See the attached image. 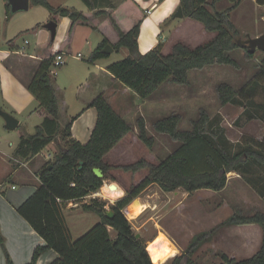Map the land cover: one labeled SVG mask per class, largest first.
Listing matches in <instances>:
<instances>
[{
	"label": "trees",
	"instance_id": "1",
	"mask_svg": "<svg viewBox=\"0 0 264 264\" xmlns=\"http://www.w3.org/2000/svg\"><path fill=\"white\" fill-rule=\"evenodd\" d=\"M30 1L33 6L47 9L55 22L58 17L70 18L68 39L76 23L90 22V18L83 12L54 8L47 0ZM82 1L93 13L92 19L106 16L105 9L113 8L109 0ZM228 1L230 5L224 11H219L218 4L221 0H180L184 18L200 22L205 31L215 35L212 40L197 47L181 41L176 42L168 54L163 52V44H159L145 55L141 54L139 51L141 22L127 33L121 32L115 26L119 33V41L112 45L114 52L126 48L129 53L124 59L110 64L107 70L123 86L129 88L142 100H147L165 83L189 86V74L192 71L214 65L238 68L239 64L230 53L240 49L237 41L241 38V32L233 24L231 13L243 0ZM258 3L264 4V0H258ZM7 7L10 14L8 4ZM37 29L38 26L26 33ZM23 35L24 33H21L10 40L8 46L15 48L16 40ZM109 44L110 42L105 39L91 53L88 63L93 64L108 58L110 55L105 54L103 49ZM52 45L53 41L42 55L53 57L50 53ZM246 55L250 59L255 56L248 52ZM53 61L52 58L44 61L28 87L38 101L39 108L47 112V117L36 127L34 134L21 137L15 152L18 158L28 160L41 153L52 142L59 141L58 137L62 142L54 159L39 173L41 185L17 210L46 243L45 246L35 248L29 264H37L41 255L50 250H54L59 255L52 264H155L149 255L147 245L137 238L130 221L124 214V209L151 185H158L166 193L178 190L189 194L199 190L221 192L227 187L230 173L246 177L255 187L258 185L251 176L255 172H264V140L244 135L241 141L232 142L226 127L222 124V117L220 115L212 117L206 110H202L199 118L193 121L190 131L179 130L182 117L178 114L154 123L156 133L169 136L182 144L181 148L161 163L155 164L147 159H140L134 163L116 166L108 162L106 156L134 132L133 126L114 110L105 97L100 95L90 104V107L97 111V122L90 141L85 145L76 141L71 132L73 122L65 127L59 122L60 106L52 84ZM260 74L264 80V58L261 61ZM258 88L260 89L261 85L255 80L240 91L228 84L217 87L222 106L232 104L244 108L243 116L238 118L236 126L241 127L255 119L264 123V102L256 104L254 100L260 92ZM262 90L264 91V87ZM137 128L139 140L149 149L152 148L155 138L149 136L144 118L137 120ZM80 162H83L82 166ZM96 168L103 171L104 178L95 175L93 170ZM114 169L133 174L146 171L147 174L139 185H132L127 190L126 196L111 206L113 218L108 217L105 204L98 202L97 199L93 200L92 204L83 205V210L97 214L100 222L73 242L64 216L67 203H78L99 193L105 177ZM259 179L263 180L264 177ZM257 189L264 197V188L258 185ZM251 224L259 225L264 230V213L258 212L252 216L235 214L229 217L209 234L197 237L184 254L174 257L172 264H192L191 258L197 246L216 230ZM110 229L115 233L114 236ZM0 244L5 252L7 264H13L1 229ZM222 259L225 264H264V239L260 250L249 259L237 261L225 255Z\"/></svg>",
	"mask_w": 264,
	"mask_h": 264
},
{
	"label": "rangeland",
	"instance_id": "2",
	"mask_svg": "<svg viewBox=\"0 0 264 264\" xmlns=\"http://www.w3.org/2000/svg\"><path fill=\"white\" fill-rule=\"evenodd\" d=\"M70 1L80 7L84 6L81 0ZM52 2L54 4L61 3L60 0H52ZM7 4L10 6L8 0H0L2 41L24 31V35L19 38L18 43L24 45L25 39V41L31 42L29 48H33L35 45V34L26 33V28L33 27L37 23L44 21L48 17L49 11L42 6H32L28 11H20L12 15L11 7L9 14ZM228 5V0H221L218 4V10L224 11ZM254 6H256V3H252V0H246L242 7L234 13L235 22L239 23L243 30L251 33L259 30L264 31V8L258 10L254 9ZM185 20L187 21V19ZM200 25L202 24L200 23ZM165 29H168V26ZM97 37L98 35H93L92 46L90 47L82 50L80 47H77L78 49L74 48L83 53V61L77 62L70 57L64 66L52 67L54 77L58 74L57 83L62 87L63 97L65 96V99L69 102L71 115L79 113L77 112L79 108L73 107L74 102L77 100L78 92V88L76 91V87L73 86V82H76L74 77L87 68L86 64H89L88 58L92 49L95 48V39ZM211 37L212 35L210 34L200 35L189 26L187 21L182 32H173L165 37L163 40V52L168 54L173 43L179 40L189 42L193 47H196L202 43H207ZM240 39H247L246 35L242 33ZM233 52L232 55L230 53V56H233L237 61L239 64L238 68L214 65L206 67L207 69L192 71L189 74V86L168 82L147 100H142L129 89L130 108H134L133 103L136 106L140 105V107L129 113V123H134L135 125L139 118L144 117L148 134L155 138V143L149 149L139 140L138 134L136 135L134 131L125 144L122 141L123 143L121 142L118 145L122 146V149H118L110 155L111 163L118 166L134 163L140 159H147L159 164L176 152L181 148L182 144L172 140L169 136L156 133L153 127L156 121L173 114H178L182 117L179 126L180 131H190L193 121L199 118L202 110H206L212 117L217 115L222 117V124L226 127L228 137L232 142L241 141L244 135L252 136L261 141L264 140V123L255 119L241 127L236 126L235 123L238 118L243 116L244 108L232 104L222 106L217 93V87L221 84H228L233 89L240 91L255 80L261 85V88H258L260 92L257 93L254 100L256 104L263 103L264 91L262 88L264 87V80L261 77L260 70L264 51H256L254 58L251 59L247 57L246 49H237ZM124 58L125 56L122 52H113L108 58L102 59V63L112 64ZM68 66L70 67L67 69ZM78 77L84 81V72L83 76L78 75ZM110 86L115 88L112 85ZM2 122L5 121L0 117V123L2 124ZM6 132L10 133L9 131ZM13 132L12 135L17 136L20 134L21 128ZM57 140H60V138L58 137ZM60 145L62 144L60 143ZM146 174V171L133 174L114 169L105 177L99 193L94 194L96 197L92 195L78 203H67L68 207L75 208L64 209V216L73 242L84 236L100 222L99 216L93 212H85L82 208L83 205L92 204L93 200L97 199L98 202L105 204V210L110 211L111 206L125 197L127 190L132 185H139ZM261 177H264V172H255L251 176L254 181L256 180L255 182L259 187L264 188V179L258 180ZM110 183L120 185L124 190V195L117 198H109L104 189ZM258 185L255 187L248 182L246 177L237 173L228 175L227 187L221 192L199 190L189 194L183 190H178L166 193L155 184L151 185L137 198L141 199V203L145 206L143 209L129 217L127 207L124 209V214L130 221L133 232L146 245L154 241L160 233H164L178 248L179 253L176 256H180L191 247L197 237L202 234H209L229 217L235 214L252 216L258 212L264 213V197L259 194ZM110 231L114 236L115 233L112 229ZM263 239L264 230L256 224L220 228L197 246L191 258L192 264H225L222 259L224 255L237 261L249 259L260 250ZM174 257L165 264H172Z\"/></svg>",
	"mask_w": 264,
	"mask_h": 264
},
{
	"label": "crops",
	"instance_id": "3",
	"mask_svg": "<svg viewBox=\"0 0 264 264\" xmlns=\"http://www.w3.org/2000/svg\"><path fill=\"white\" fill-rule=\"evenodd\" d=\"M47 1L54 8H68L83 12L90 18V22L76 23L71 37L68 39L67 36L71 20L68 17H58L56 22L57 34L55 39L52 40L51 32L46 28V25L53 21L49 12L48 17L44 21L37 23L33 27L26 28L25 32L38 26L36 31L31 32L35 34V45L33 48H29L31 42L26 44L25 39V46L19 44V38L16 40L15 48H10L8 42L16 38L19 34L24 33V31L18 34L16 33L13 37L2 41V31L0 29L1 109L13 115L19 121L18 128H21L20 134L15 136L12 135L14 133L13 131L7 129L6 122L0 123V229L5 238V246L13 264H29L35 248L46 245L44 239L19 215L17 210L37 191L41 185L39 173L54 159L55 154L58 152L59 144H62L61 140L52 142L41 153L28 160H23L15 155L21 137L34 134L36 127L41 125L47 117V112L43 108H39L38 101L28 90L29 85L34 80L44 61H48L50 58L54 60L55 56L61 53L65 56V64L69 61L70 57L77 62H81L83 61L84 55L81 51L75 49L80 47L82 50L83 48L92 46V37L94 34L98 35V37L95 39L96 45L91 53L105 39L110 42L109 45L111 47L119 41V33L115 26L121 32L127 33L138 22H141L139 51L143 55L159 44L164 45L163 40L167 35L173 32H182L187 21L189 26L200 35L210 34L212 35L210 40L215 35L205 31L203 25H200V22L188 18H174V15L181 7L180 0H109L113 8H106L105 12L107 15L96 19H92L93 13L89 11L82 0L83 7H80L78 4H72L70 0H60L61 3L58 4H54L52 0ZM245 1L243 0L241 5L231 13V20L241 34L246 35V38L259 37L264 34V31L259 30L251 33L243 30V27L235 22L234 13L242 7ZM252 3H256V6L253 7L254 9L261 10L264 8V4H259L258 0H252ZM32 6L30 1V8ZM167 26L168 29H165ZM188 38L190 37L188 36ZM51 41H53V45L50 53L53 57L42 55L45 53ZM179 41L193 47L189 42ZM239 50L242 49L240 48ZM120 52L125 57L129 53L126 48H122ZM232 53L234 52H231V55ZM79 54L81 55L80 58H78ZM102 61L99 60L93 64H86L87 68L83 71L85 75L84 81L78 77V75L83 76V72L78 73L74 77L76 82H73V86L76 87V91L78 88V92L77 100L74 102L73 107L79 108L77 115L70 114L71 108L69 102H67L65 96L63 97L62 87L57 83L58 74L54 77L52 70V84L60 106L59 122L62 127L73 122L71 129L72 136L83 145L90 141L97 122V111L95 108L90 107V104L95 98L100 95L105 97L114 110L128 123L129 113L133 112L135 108L140 107V105L136 106L133 103L134 108H130L129 88H126L116 80L107 70L110 64L102 63ZM110 85L116 89L111 88ZM73 119L74 121H72ZM129 124L133 126L134 133L137 135V124ZM4 130L10 133L4 132ZM128 138L129 136L123 140L124 144L128 141ZM118 145L106 156L108 162L111 163L110 155L114 151L122 149V146ZM65 209L70 210L75 208H70L66 205ZM58 257L57 252L50 250L41 255L37 264H52ZM0 264H7L6 255L1 244Z\"/></svg>",
	"mask_w": 264,
	"mask_h": 264
},
{
	"label": "water",
	"instance_id": "4",
	"mask_svg": "<svg viewBox=\"0 0 264 264\" xmlns=\"http://www.w3.org/2000/svg\"><path fill=\"white\" fill-rule=\"evenodd\" d=\"M8 2L10 4L12 14L18 13L20 11H28L30 8V0H8ZM174 18L176 19L184 18V12L182 7L178 9L176 14L174 15ZM46 28L51 32L52 40H54L57 34L56 22L54 21L49 22L46 25ZM237 44L240 48L246 49L247 52L250 54H254L258 50L264 51V34L256 38L248 37L247 39L244 40L240 39L237 41ZM103 52L105 54L110 55L114 52V49L110 45H108L103 49ZM0 117H2L5 120L6 127L9 131H14L18 128L19 121L13 115L9 114L8 112L4 111L1 108H0ZM80 164L82 166L83 162H80ZM93 171L98 178H104V174L101 169L96 168ZM107 215L109 218H113L114 213L112 211H108ZM137 238H139L138 235Z\"/></svg>",
	"mask_w": 264,
	"mask_h": 264
},
{
	"label": "bare ground",
	"instance_id": "5",
	"mask_svg": "<svg viewBox=\"0 0 264 264\" xmlns=\"http://www.w3.org/2000/svg\"><path fill=\"white\" fill-rule=\"evenodd\" d=\"M105 188L104 191L109 198H117L124 195V190L117 183H110L106 185ZM144 207L145 206L141 203V199L134 200L127 208L129 217H132ZM147 250L155 264H165L179 253L178 248L174 246L164 233H160L154 241L150 242L147 245Z\"/></svg>",
	"mask_w": 264,
	"mask_h": 264
},
{
	"label": "built area",
	"instance_id": "6",
	"mask_svg": "<svg viewBox=\"0 0 264 264\" xmlns=\"http://www.w3.org/2000/svg\"><path fill=\"white\" fill-rule=\"evenodd\" d=\"M25 43L28 44V41H26ZM80 57H81V55L79 54L78 58H80ZM65 62H66L65 56L60 53V54H57L55 56L53 64H54L55 67H60V66L64 65ZM16 162L18 163V161H16Z\"/></svg>",
	"mask_w": 264,
	"mask_h": 264
}]
</instances>
